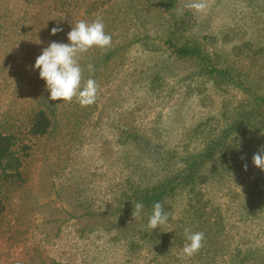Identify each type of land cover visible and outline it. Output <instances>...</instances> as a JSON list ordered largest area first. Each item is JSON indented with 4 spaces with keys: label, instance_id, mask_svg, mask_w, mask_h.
I'll use <instances>...</instances> for the list:
<instances>
[{
    "label": "trees",
    "instance_id": "obj_1",
    "mask_svg": "<svg viewBox=\"0 0 264 264\" xmlns=\"http://www.w3.org/2000/svg\"><path fill=\"white\" fill-rule=\"evenodd\" d=\"M0 3L22 12L20 22L26 20L29 25L34 23L35 15L51 17L52 26L63 31L46 38L47 47L53 41L67 43L68 33L80 20L92 22L101 17L105 28L111 24L122 25L131 6L121 0H0ZM157 4L167 15L164 29L159 35L137 37L130 42L142 48L137 52L141 53L138 57L143 59V64L130 86L131 93L134 90L135 105L122 111L117 107V149L111 152L108 149V160H112L110 166H114L118 181L116 184L108 181L98 189L93 171L72 169L67 177V208L46 209L38 224L41 234L38 242L29 228H21L15 222L13 205L2 191L4 188L0 189V264H52L46 260L48 255L43 253L46 248L41 243L53 240V225L62 220L61 212L67 221H77V234L96 244V250L101 248L96 242L98 239L123 248L128 256L126 264H264V237L257 241L255 236L241 233L235 227L238 222H251L264 232V171L253 164L244 142V137H258L259 147L264 145V92L252 81L241 78L238 69L225 66L208 49L207 45H212L215 37L198 36L200 19L195 10L184 7L183 0H157ZM119 36L125 38L118 48L111 46L108 53H98L95 61L88 56V52L96 54L97 47H93L85 53V60H79L81 67L86 66L82 69L86 80L90 77L88 65L91 64L94 66L91 78L100 85V69L107 68L110 58L126 48L129 35ZM39 48L31 46V49ZM164 56L190 61L195 70L183 78L169 74L165 64L154 60ZM195 76L198 84L191 83ZM169 78L175 79L176 84L184 81V99L195 94L204 103L210 99L207 90L212 87L223 93L230 89L242 90L247 98L238 103L225 100L218 115L198 118L199 121L190 125L180 124L176 130L162 124L160 113L147 128L141 123L147 108L153 109L154 102L161 100L156 102L162 106V112L163 99L176 90ZM115 103L117 100H112L107 106ZM78 106L73 112L76 123L67 128V146L72 150L79 144L71 139L72 131L77 133L87 122L96 102L87 107ZM25 111L15 121L13 118L0 121L1 187L24 182L37 154L49 152L50 143L59 141L62 121L56 106L41 103ZM167 114L171 116L172 109ZM243 150L248 153L244 155ZM231 178L241 180L242 189H226L225 183ZM215 189L224 190L230 201L219 200ZM138 202L144 208L135 221L132 211ZM156 202L170 214L169 221L150 230L146 225ZM186 227L205 233V240L196 255L181 259L180 252L187 242ZM91 260L92 264L102 261L95 253L80 264H90Z\"/></svg>",
    "mask_w": 264,
    "mask_h": 264
},
{
    "label": "rangeland",
    "instance_id": "obj_2",
    "mask_svg": "<svg viewBox=\"0 0 264 264\" xmlns=\"http://www.w3.org/2000/svg\"><path fill=\"white\" fill-rule=\"evenodd\" d=\"M121 1L131 5L127 9L129 11L127 21L122 25H106L105 32L112 35L111 46L115 48H118L119 42L125 38L119 36L120 34L126 33L129 39L126 48H122L123 50L110 58L108 67L100 69L101 83L95 111L90 114L87 122L77 129V133L72 131L71 139L76 141V144L79 143L75 150L67 146V128L73 127L72 123L75 122L73 112L80 108L79 104L76 101L68 103L49 100L50 91L47 90L46 81L40 78L39 70L34 67L35 62L32 63L47 47L44 44L45 39L52 35L51 17L43 14L33 16L36 23L30 24L33 25L30 28L26 20L20 22L22 12L12 9V5L8 7L0 3V121L4 118L5 120L13 118L12 121H15L24 115L25 110L41 103L56 106L62 121L59 141L54 143L60 145L55 148L50 143L49 152L40 151L37 154L36 161L26 172L24 182L0 186V189L4 188L2 191L13 205L15 222L21 228H29L30 234L37 242L41 240L38 224L46 209L67 208V177L72 169L80 172L93 171L96 174L98 189L108 181L115 184L118 181L114 166H110L112 160H108L110 158L108 149L110 152L117 149L119 139L117 107L119 106L122 111L135 105L134 90L131 93L130 86L135 72L143 64V59L138 57L141 53L137 52L142 48L137 44L131 45L130 42L137 37L159 35L164 29L167 17L164 9L160 8L161 5H156L157 0ZM188 2L189 0H183L184 4ZM208 4L204 12H197L200 19L198 36L215 37V42L207 45L208 49L220 57L225 66L228 64L238 69L242 73L241 78L252 81L253 85L264 92V0H208ZM15 20L16 23L13 22ZM22 24L24 25L21 26ZM67 43H70L68 38ZM31 46L40 48L31 49ZM109 51L110 48L103 50L97 47L94 50L96 54L88 52V56L90 60L96 61L98 53L106 54ZM85 57L86 54H83L80 60H85ZM154 60L165 64L169 74H176L181 78L195 70L194 64L190 61H179L166 56ZM85 67L84 65L81 68ZM169 79L172 86L175 84L176 90L163 99L165 107L162 112L160 111L162 106L157 103L161 100L154 102L153 109L147 108L141 117V123L147 128L151 127L156 117L162 114V124H169L176 130L181 127L180 124L190 125L196 123L198 118L211 114L218 115L225 100L238 103L247 98L242 90L230 89L223 93L220 89L212 87L211 90H207L211 97L204 102L208 105L205 106L195 94L183 98L184 81L176 84L175 79ZM83 80H86L85 73ZM191 83H199L196 76ZM112 100H117L118 103L107 106ZM170 109L171 116L167 114ZM68 121H72L71 124ZM256 138L258 137H244L249 153L243 150V154L248 153L252 161L254 154L260 149L261 142L259 143ZM240 183L241 180L231 178L225 183L226 189L239 190L240 187L242 189ZM217 189L215 190L219 194V200L230 201L224 190ZM60 215H63L62 220L53 225L55 228L53 240L41 243L46 248L43 250V253L48 255L46 260H51L49 263L80 264L98 253L99 259H102L99 264H126L128 256L123 248L108 244L104 239H98L96 242L101 248L99 251L96 250V244L77 234L78 226L75 225L77 221H67L63 212ZM235 227L241 233L255 236L257 241L264 237V232L257 224L238 222L235 223Z\"/></svg>",
    "mask_w": 264,
    "mask_h": 264
},
{
    "label": "clouds",
    "instance_id": "obj_3",
    "mask_svg": "<svg viewBox=\"0 0 264 264\" xmlns=\"http://www.w3.org/2000/svg\"><path fill=\"white\" fill-rule=\"evenodd\" d=\"M208 0H189L185 8L204 12L208 8ZM182 14V10H178ZM63 31L60 27H53L51 34L56 35ZM70 43L51 42L43 49L42 54L36 59L34 67L39 70L40 78L46 81L47 90L50 91L49 100L71 103L75 101L81 107L94 104L100 90V85L91 78L94 74V66L89 64L90 77L83 80V70L79 60L81 56L93 47L107 50L112 45V35L105 32V25L101 17L92 22L80 20L74 23L68 33ZM244 159V157H241ZM253 164L264 171V145L253 156ZM247 170V164L244 165ZM144 208L142 203H135L132 211V219L138 220ZM169 213L164 212L163 205L156 202L153 212L148 218L147 229L155 230L164 226L169 221ZM173 219L175 216L172 217ZM187 242L183 245L180 258L192 257L203 247L205 233L193 232L190 228L184 229Z\"/></svg>",
    "mask_w": 264,
    "mask_h": 264
}]
</instances>
